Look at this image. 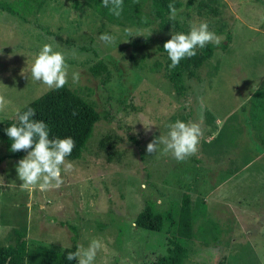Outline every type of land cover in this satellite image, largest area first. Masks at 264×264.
I'll return each instance as SVG.
<instances>
[{
    "label": "rangeland",
    "instance_id": "obj_1",
    "mask_svg": "<svg viewBox=\"0 0 264 264\" xmlns=\"http://www.w3.org/2000/svg\"><path fill=\"white\" fill-rule=\"evenodd\" d=\"M178 1L176 23L189 32L206 22L221 41L184 75V94L163 49L180 32L158 25L152 0H123L119 17L102 0H0L15 10L0 8V95L10 102L0 121L50 90L30 70L53 39L68 54L66 85L99 114L81 158H66L73 169L59 189L21 187L16 167L27 152L13 157L0 141V245L22 246L25 264L92 239L105 245L94 264H154L177 234L189 183L193 234L183 264H264V0H218L216 16L201 13L200 0ZM104 33L114 42L100 41ZM99 60L107 74L91 72ZM177 120L201 124L199 151L184 161L164 145L148 153ZM146 206L162 216L159 231L135 224Z\"/></svg>",
    "mask_w": 264,
    "mask_h": 264
},
{
    "label": "clouds",
    "instance_id": "obj_2",
    "mask_svg": "<svg viewBox=\"0 0 264 264\" xmlns=\"http://www.w3.org/2000/svg\"><path fill=\"white\" fill-rule=\"evenodd\" d=\"M104 7L119 17L123 11V0H102ZM170 19H175L177 10L173 4L168 5ZM129 37L131 31L126 29ZM100 41L105 44L114 42V37L107 33L101 34ZM127 42V41H126ZM219 45L220 38L212 31L206 22L199 25L193 24L190 31L171 35V38L163 45L171 64L170 69L176 68L185 58H192L197 55V49H203L207 44ZM53 43H46L37 54L31 66V77L42 82L50 89L63 88L68 83L67 53L55 50ZM74 55V52H73ZM79 73L72 74V82L78 83ZM9 101L4 95H0V113L5 112ZM36 111L28 108L23 113L16 112V123L6 129V134L12 141L11 151H25L27 155L19 160L16 167L18 177L23 184L21 187L35 188L42 190L59 189L64 184L63 172H70L73 164L66 160L71 156L76 147V141L72 137L50 138V129L43 120L34 119ZM146 130L150 129L151 122L142 123ZM203 136V129L199 122H183L177 120L169 125L167 136H159L148 143L146 151L156 153L159 145H164L163 151L171 153L177 161H184L194 156L199 151V144ZM3 180L0 181V186ZM105 245L100 239H92L87 248L78 247L76 252H69L66 259L77 260L78 264H94L98 252Z\"/></svg>",
    "mask_w": 264,
    "mask_h": 264
},
{
    "label": "trees",
    "instance_id": "obj_3",
    "mask_svg": "<svg viewBox=\"0 0 264 264\" xmlns=\"http://www.w3.org/2000/svg\"><path fill=\"white\" fill-rule=\"evenodd\" d=\"M154 14L158 25L161 28H171L175 31L188 33L187 28L179 25L175 20L170 19L169 4L175 8L181 6L178 0H152ZM218 0H200L198 7L201 13L208 15H218L219 10L216 6ZM194 0H187L185 5L192 7ZM43 1L38 3L41 7ZM0 8L15 13L8 4L0 3ZM214 45L207 44L203 49H197V55L192 58L183 59L180 64L170 69L169 80L178 94H184L185 85L184 75L191 69L199 68L207 59L212 56ZM94 74H107L108 68L102 60L90 67ZM36 111L34 119L43 120L50 129V138L72 137L76 141V147L73 149L69 159H80L86 144L93 133L95 123L99 120V114L93 104L79 96L75 91L65 85L60 89H50L32 100L19 109L23 113L28 108ZM16 119H4L0 121V141L12 144V141L6 134V129L16 123ZM135 142H137L134 139ZM22 152H15L11 156L20 157ZM192 185H186L182 194L177 219V234L169 241L167 255L159 258L154 264H183L188 255L187 241L192 238V209L193 201L191 197ZM135 224L143 229L159 231L162 226V216L155 213L150 206H146L135 219ZM76 240H73L71 246L61 251L55 252L50 257L44 258V264H78L77 260H67L69 252H76ZM26 252L22 246L11 244L0 245V264H25ZM220 264V263H219Z\"/></svg>",
    "mask_w": 264,
    "mask_h": 264
}]
</instances>
